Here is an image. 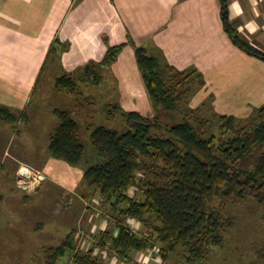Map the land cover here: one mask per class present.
Returning a JSON list of instances; mask_svg holds the SVG:
<instances>
[{"label":"trees","instance_id":"trees-1","mask_svg":"<svg viewBox=\"0 0 264 264\" xmlns=\"http://www.w3.org/2000/svg\"><path fill=\"white\" fill-rule=\"evenodd\" d=\"M218 1L230 41L264 62V52L241 39L230 21L228 0ZM134 48L155 112L167 114L172 123L164 125L157 115L146 117L129 111L122 113L121 131L92 127L90 142L97 156L94 161L88 156L89 165L78 189L90 202H98L106 214V207L112 211L113 223L106 225L112 230L107 227L96 240L100 246L109 244L121 258L156 248L164 260L182 248L187 264L207 260L212 250L223 244V234L232 226L230 218L222 214L225 205L253 200L264 208V105L255 110L251 122L239 128L234 116L214 113L212 119H204L199 117L198 108H189L181 121L175 122L172 115L187 106L196 86L205 85L202 74L194 69L177 70L145 47ZM121 49L122 45L109 47L100 62H89L76 78L72 74L56 77L55 91L78 95L80 84L98 85L103 79L100 70L113 64ZM109 107L112 113L107 111V116L111 119L119 107ZM53 114L58 122L48 138V154L78 167L87 157L79 123L69 111L54 109ZM0 120L27 122L28 116L0 106ZM162 127L167 135L159 134ZM217 199L220 205L214 208L210 203ZM128 218L140 222L147 231L133 233L123 225ZM73 242L70 232L61 245L49 248L47 264H57L70 253ZM88 252L74 256L71 252L72 264H102Z\"/></svg>","mask_w":264,"mask_h":264},{"label":"crops","instance_id":"crops-1","mask_svg":"<svg viewBox=\"0 0 264 264\" xmlns=\"http://www.w3.org/2000/svg\"><path fill=\"white\" fill-rule=\"evenodd\" d=\"M228 7L240 38L264 52V0H228ZM60 42L75 44L80 56L63 52ZM117 45L122 49L115 62L128 49L135 57L134 46H142L177 70L200 72L205 85L194 93L193 109L207 104L219 115L236 117L264 105V62L230 41L218 0H0V106L14 114L25 112L27 132L31 133L28 127L32 129L33 119L28 106L20 110L14 100L23 91L36 89L53 51L58 50L57 66L73 68L67 72L74 74L92 61L94 53H100L94 58L100 62L107 49ZM145 113L140 114L149 116L150 111ZM45 125L39 130L47 134L57 123L53 130ZM42 137L46 140L45 158L51 162L49 136ZM19 150L17 155L9 154L13 163L20 161ZM45 173L49 180L50 173ZM78 174L82 177L83 172ZM62 180L55 179L59 185L54 186L86 202L75 193L80 181L72 183L71 189Z\"/></svg>","mask_w":264,"mask_h":264},{"label":"rangeland","instance_id":"rangeland-1","mask_svg":"<svg viewBox=\"0 0 264 264\" xmlns=\"http://www.w3.org/2000/svg\"><path fill=\"white\" fill-rule=\"evenodd\" d=\"M60 43L63 52L69 53V56L70 54L80 56V52H76L75 44ZM59 45L56 44V47ZM57 53L58 50L53 51L46 67V73L41 77L36 89L30 92L23 91L14 100L20 110L28 106L33 119L30 124L32 129L28 127V130L32 132H27V122L22 120L14 123L0 120L2 127L0 128V264H47L49 248L61 245L70 232H73L74 239L72 255H82L90 251L92 257L102 264H187L182 248L169 253L164 260L156 248L134 253L129 259L121 258L111 249L110 245L107 251L102 246L96 248L93 243L91 244L93 241L91 237L96 238L98 231L102 232L103 228L108 227H104L102 219L106 215L112 216L110 208L106 207L107 214L105 213L104 216L101 213L96 214L101 208L98 202H90V199L85 198L86 202L83 203L78 196L71 193L63 194L61 189L54 186V184L59 185L55 179H65L66 181L62 180L63 183L69 184L67 187L73 189L72 183L82 180L78 173L84 172L89 165L87 164L88 156H91L93 161L95 160L97 155L95 156L90 142L92 127L105 126L121 131L124 129L122 113L136 111L144 114L146 110L153 112L152 115L149 113L146 117L157 115L161 124L172 123L167 114L155 112L131 49L123 52L117 62L100 70L103 79L98 85L80 84L78 95L61 94L55 91L54 79L73 71V68L57 66L59 59ZM81 54H86V52ZM99 54V52L94 53L90 62L97 63L98 61L94 58ZM68 60H71V57H68ZM84 66L74 69L72 77L76 78L77 72ZM105 69L107 71H104ZM198 88L197 86L194 88L187 106H182L179 113L172 115L175 122L181 121V118L188 113L192 106L190 105L192 97ZM109 105L119 107V112H116L111 119L107 116V111L112 113ZM257 108L252 109L250 114L236 116L237 127L251 122ZM53 109L69 111L79 123L80 139L87 157L84 156L78 167H71L50 156L48 157L52 161L47 162L45 158L47 156L46 140L42 136L47 135L48 137L51 133L40 132L39 127L46 124L44 128L53 130L58 122L56 116L53 115ZM199 111V117L204 119H212L215 113L213 108L207 104ZM214 128V133L218 135L217 127ZM30 134L42 136L40 139L24 137ZM159 134L167 135L165 127H162ZM22 136L23 138H20ZM22 145V150H19L18 147ZM18 150L22 151L17 156L20 161L13 163L9 160V154L17 155ZM22 165L44 170L50 173L51 178L49 177V180L35 192L27 193L15 183L16 172ZM64 168L69 169L66 172ZM75 193L81 196L79 189ZM137 198H141L140 194H137ZM219 203L220 200L217 199L210 204L214 208H219ZM84 211L86 213L81 218ZM222 214L232 221V226L223 234V244L214 248L207 260L193 264H264V208L253 200H247L242 203L225 205ZM108 229L112 230V227ZM81 230L85 231L90 238L80 239L78 242L76 235ZM141 230L147 231L140 224L139 234ZM160 247L158 245L159 249ZM71 252L65 253L57 264H72Z\"/></svg>","mask_w":264,"mask_h":264},{"label":"built area","instance_id":"built-area-1","mask_svg":"<svg viewBox=\"0 0 264 264\" xmlns=\"http://www.w3.org/2000/svg\"><path fill=\"white\" fill-rule=\"evenodd\" d=\"M47 180H48V176L45 172L38 170V169H35L31 166H27V165H22L21 167H19L17 172H16V177H15L16 185L20 189L26 191L27 193L35 192ZM98 213L99 214L101 213L103 216L105 215V212L102 210V208H100V210L96 214H98ZM102 220L105 224L104 227H106V225L108 223H113L112 221H110L112 219L108 215L104 216V218ZM140 224H141L140 222H138L134 219L128 218L125 220V223L123 225H125L126 227H129L133 233H138ZM101 228H102V226H101ZM103 230H105V229L103 228L102 231ZM98 233H99V231H98ZM117 233H118V229L115 228L113 231V235L116 236ZM89 238H90V236L83 230L79 231L78 234L76 235V239L78 240V242L80 239H86L87 240ZM91 238L93 240L91 242V244L93 243V246L95 245L96 248H100L101 246L98 244V241L96 240L97 236H96V238H95V236H94V238L93 237H91ZM102 247L107 251L109 249V244H105ZM77 248H79V246ZM105 250H103V251L105 252ZM86 251H88V249Z\"/></svg>","mask_w":264,"mask_h":264}]
</instances>
